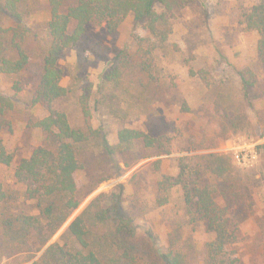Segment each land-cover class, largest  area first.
<instances>
[{
  "label": "rangeland",
  "instance_id": "obj_1",
  "mask_svg": "<svg viewBox=\"0 0 264 264\" xmlns=\"http://www.w3.org/2000/svg\"><path fill=\"white\" fill-rule=\"evenodd\" d=\"M257 1L191 0L175 12L163 45L133 15L114 33L102 23L87 25L80 44L58 61L61 84L68 93L52 108L64 112L71 127L87 133L99 130L110 144L118 143L121 128L167 135L170 153L157 155L135 143L131 149L135 154L109 158L100 139L77 144L82 165L76 173L80 204L46 246L58 242L111 256L116 246L108 245L106 238L116 233L120 223L111 210L118 201L124 219L131 221L129 240L140 257L152 255V249L166 252L173 243L187 264H206L207 244L214 240V233L188 215L180 186L168 192L167 204L157 205L158 182L165 175L177 176L182 161L189 164L196 156L222 153L230 157L233 171L224 177L207 174L206 180L214 187L217 204L227 207L238 223L232 249L240 264H264V98L252 97L264 92V68L257 58L258 35L246 30L241 21L242 13ZM41 5L26 17L32 28L25 41L28 68L21 75L0 73V95L13 102L0 128V147L12 159L10 166L0 163V186L7 196L0 200V215L39 213L37 202L24 196L14 170L35 147L47 144V134L31 126L49 113L46 107L32 104L42 76L44 23L49 19L46 1ZM157 9L161 11L160 6ZM4 20L7 26L14 24L7 17ZM143 60L150 70L141 66ZM117 65L121 76L116 81L107 79ZM244 67H250L257 79L248 97L238 74ZM82 97H88L89 116L83 113ZM225 115L242 116L243 122L222 133ZM243 148L256 154L250 165L243 166L234 158V152ZM81 214L88 232L87 250L67 234L69 224ZM45 247L4 255L0 264H32Z\"/></svg>",
  "mask_w": 264,
  "mask_h": 264
},
{
  "label": "trees",
  "instance_id": "obj_2",
  "mask_svg": "<svg viewBox=\"0 0 264 264\" xmlns=\"http://www.w3.org/2000/svg\"><path fill=\"white\" fill-rule=\"evenodd\" d=\"M42 0H2L0 2V73L21 75L30 64V56L25 41L32 32L26 23V17L40 9ZM49 19L44 23V44L42 53V76L36 86L33 105L48 109V115L37 119L31 126L47 134V144L33 149L29 157L22 158L14 170L16 182L24 187V196L35 200L38 214L22 212L16 215H0L3 241L0 243V259L22 251H40L47 245L58 229L66 222L70 214L79 206V188L76 173L81 168L77 144L91 138L100 139L104 154L113 158L120 153H131L135 143L142 149L155 150L157 155L170 153L171 137L154 136L145 131L121 128L118 131V143L110 144L99 130L90 133L70 126L64 112L56 110L53 103L65 97L68 90L61 84L62 71L58 66L61 56L80 44L90 22L102 23L111 33L129 16L143 25L150 35L163 45L171 32V19L175 12L187 6L191 0H45ZM161 7L158 11L157 7ZM14 24L7 26L4 18ZM242 23L246 30L258 35L257 58L264 68V0H258L242 13ZM141 66L150 70L143 60ZM202 72V71H201ZM192 75L194 71H190ZM114 75L107 79L116 81L121 76L117 65ZM245 96L256 85L257 79L250 67L238 71ZM17 91L22 88L15 87ZM256 100L264 98V92L252 95ZM88 97H82L80 103L85 116L90 115ZM13 107L11 98L0 95V128L6 122V114ZM243 122L242 116L222 117V133L236 129ZM196 159L195 161H192ZM191 162L180 164L177 176H163L158 182L157 205L169 202L168 192L180 186L183 191L187 213L195 221H202L208 232L214 233V240L207 244L206 264H240L232 246L237 241L238 223L231 219L227 207L217 204L214 187L206 175L224 177L233 171L230 157L222 153H207L193 158ZM159 162V161H158ZM157 162V163H158ZM193 162V163H192ZM0 163L10 166L11 156L0 147ZM6 193L0 186V200L6 199ZM111 210L120 217L119 225L107 244H114L116 250L111 256L99 255V251H83L58 242L45 247L39 259L32 264H187L185 255L174 248L172 243L168 251L154 250L150 256L140 257L130 243L131 221L125 220V213L119 202ZM84 215L77 216L68 226L67 234L74 244L82 249L89 247L88 232ZM34 241V243H33ZM73 246V245H71Z\"/></svg>",
  "mask_w": 264,
  "mask_h": 264
},
{
  "label": "built area",
  "instance_id": "obj_3",
  "mask_svg": "<svg viewBox=\"0 0 264 264\" xmlns=\"http://www.w3.org/2000/svg\"><path fill=\"white\" fill-rule=\"evenodd\" d=\"M234 148L235 147L231 149ZM234 158L236 162L245 166L250 165L254 161V159L256 158V154L254 153V150H250L249 148H243L239 151L234 152Z\"/></svg>",
  "mask_w": 264,
  "mask_h": 264
}]
</instances>
